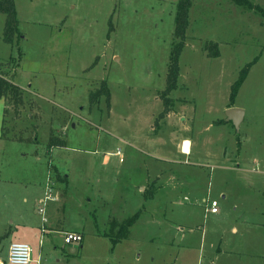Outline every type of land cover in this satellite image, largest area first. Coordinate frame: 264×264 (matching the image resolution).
<instances>
[{
	"label": "rangeland",
	"instance_id": "374dc122",
	"mask_svg": "<svg viewBox=\"0 0 264 264\" xmlns=\"http://www.w3.org/2000/svg\"><path fill=\"white\" fill-rule=\"evenodd\" d=\"M14 1L19 38L4 41L0 13V73L22 104L2 98L0 251L26 242L36 257L34 198L45 192L60 226L92 220L106 236L88 225L85 253L55 235L69 264H264L263 18L229 0H192L172 110L160 118L179 0ZM254 58L233 104L244 111L236 129L226 121L231 86ZM102 83L109 106L90 99ZM51 137L63 146L50 148ZM184 140L191 155L173 147ZM202 199L217 201V214ZM42 254V264L67 263Z\"/></svg>",
	"mask_w": 264,
	"mask_h": 264
},
{
	"label": "trees",
	"instance_id": "16d2710c",
	"mask_svg": "<svg viewBox=\"0 0 264 264\" xmlns=\"http://www.w3.org/2000/svg\"><path fill=\"white\" fill-rule=\"evenodd\" d=\"M230 2L245 8L250 12H254L258 14L264 20V8L260 7L257 4L251 3L250 0H229ZM192 7V0H179L175 9V29H174V38L176 39L173 44V48L171 50L170 56V64H169V73L167 76V87L162 94L164 111L160 115V118H163L169 112H171V100L167 97V95L172 92L177 87V82L179 78V58L181 55L182 48L184 47V43L186 40V30L189 26V10ZM0 13L5 15V26L3 32L4 41L7 44L12 45L16 38H19V34L17 33V13H16V5L14 0H0ZM213 52L210 54L211 57H218L219 51L217 44H212ZM211 51V50H210ZM257 58H254L252 62L248 63L245 67L242 68L238 79L231 86V94L229 98V106H233L238 91L247 78V75L250 71V68L256 62ZM11 96L13 102L16 105L22 104V93L20 92L19 87H17L13 82H11L5 75L0 73V99ZM102 96L106 97L107 106H109L110 100V91L106 87V83H102V86L99 90L95 91L90 95V99L96 100L100 99ZM218 123H225L224 120H219ZM64 142L55 140L51 137L49 141V147L53 146H63ZM140 216V211L134 214L133 216L127 218L122 225H120L118 234L123 237L127 233L128 229L133 226ZM46 225V224H45ZM113 247L116 243V240L111 239ZM117 244V243H116ZM112 247V249H113Z\"/></svg>",
	"mask_w": 264,
	"mask_h": 264
},
{
	"label": "crops",
	"instance_id": "0c3cea01",
	"mask_svg": "<svg viewBox=\"0 0 264 264\" xmlns=\"http://www.w3.org/2000/svg\"><path fill=\"white\" fill-rule=\"evenodd\" d=\"M1 102L3 103V101H2V99H1ZM240 108L241 109V107H238V106H235V105H233V106H229V104L227 105V108L226 109H230V108ZM0 111L2 112V114L0 113V115H1V117H3L4 118V114H5V112H4V103L3 104H1V109H0ZM3 118H2V121H1V123H3ZM243 118H244V116H243ZM243 121V119L240 121V123ZM231 123V122H230ZM240 123H239V125H240ZM1 128H2V126L0 125V142L2 143V139H3V137L1 136ZM147 137H145V141H146V144H149V143H156V145H163L164 143H162V144H160V142H158V141H164V137H162V138H160V137H158L157 139H154V138H152V139H146ZM184 141H187L188 143H189V141L188 140H184ZM183 141V142H184ZM183 142H182V144H181V142L180 141H176V142H174V144H173V147L176 149V151L177 152H179V150H181L182 149V146H183ZM189 151H190V153L189 154H185L182 150H181V152L180 153H182L184 156H186V155H191V150H192V145H191V143H189ZM187 153V152H186ZM108 154H110V152H108ZM118 154H120V153H118V152H116V153H114V155L115 156H117ZM254 162V164H256V163H258L257 162V160H254L253 161ZM43 196H45V192H44V195ZM60 196H61V199H63L65 196H64V194H60ZM42 197V196H41ZM40 197V195H39V193L36 195V197L34 198V204L36 205V206H38L39 205V200L40 199H42ZM202 200H204V199H202ZM204 202V201H203ZM54 204H58L57 202H53V204L51 203L50 204V207H49V210H48V212H47V214H46V212H45V217L47 216V222H46V225L44 226L45 227V233H42V231H41V227L43 226V223H41V218L39 219V221H38V223L39 224H35L36 225V227L35 228H38L39 230L35 233V237L33 238L34 240L35 239H38V241H39V248H40V250L38 251V253H37V255H36V257H35V253H34V251H33V249H32V259L34 260L31 264H42L43 263V261H44V258H42L43 256V254H42V252H44V250H45V253L46 254H52L51 256H48L50 259H53V257L57 260V261H59V262H61V260H63V259H65L66 261H67V263L66 264H69L70 263V260L71 259H69V258H71L72 256H73V254L71 255L70 253H68V252H65L64 251V253H62L63 254V259H60L61 257L58 255V253H59V251H58V248L56 247V245H55V235H62V238H63V234L65 233V232H75V233H77V234H79L81 237H82V241L79 243V247L81 248V250L82 251H84L85 253L87 252V251H89V249H88V245L85 243V239H86V235H85V228L89 225V227H90V229L92 230V232L94 233V234H96L97 236H102V237H105L106 238V236H103V235H101V234H97L96 233V230H97V227H96V225H99L100 226V222H98L96 225H95V222H93L92 220L90 221V222H83L81 225H79L80 226V228H77V229H72V228H68L69 226L67 225V224H65V222H64V226L62 227V226H60V221L58 222V220H57V218H56V214H55V209H54ZM78 208V211L80 212V213H83L85 216H83V220H85V219H90V217H89V214L87 213V211L86 210H84V209H82L83 207L82 206H78L77 207ZM46 209H47V207H46ZM82 209V210H81ZM84 211V212H83ZM212 215V214H211ZM136 224V223H135ZM134 224V225H135ZM29 226V225H28ZM132 227V226H131ZM130 227V228H131ZM35 228H33V227H31L30 226V230L32 231V232H35ZM72 229V230H71ZM34 230V231H33ZM119 230V229H118ZM233 231H235V230H233ZM41 237H42V239H41ZM123 239V238H122ZM40 240H42L43 241V243H41V241ZM53 242H52V241ZM62 241H63V239H62ZM50 242H52V243H50ZM26 243V242H25ZM28 244V243H27ZM48 244H50V247L52 248V249H54V251H50V249L49 248H47L46 246L48 245ZM86 244V245H85ZM72 244H70V246H71ZM118 244H116L114 247H113V249L112 250H114L115 249V247L117 246ZM8 248H9V246H8ZM8 248L7 249H2L1 251H0V257H6L7 256V252H8ZM63 248V247H62ZM42 254V255H41ZM100 252H98L97 253V255H93L94 257H93V259H95V258H97V259H100ZM101 260V259H100ZM64 261V260H63ZM46 262V261H45Z\"/></svg>",
	"mask_w": 264,
	"mask_h": 264
},
{
	"label": "built area",
	"instance_id": "2783aa9c",
	"mask_svg": "<svg viewBox=\"0 0 264 264\" xmlns=\"http://www.w3.org/2000/svg\"><path fill=\"white\" fill-rule=\"evenodd\" d=\"M48 194V193H47ZM46 195V194H45ZM50 197H45L39 200L38 211L41 213V223L43 226L41 227L42 233H45V224L47 219L45 217L47 203L50 202ZM205 204V213H209L212 215L217 214L218 212V202L210 201L208 199H204ZM42 239V237H41ZM43 243L42 240H40ZM63 241L66 245H70L72 243H80L82 241V237L75 232H65L63 234ZM34 260L32 259V248L29 244L25 242H16L11 243L7 256L0 257V264H31Z\"/></svg>",
	"mask_w": 264,
	"mask_h": 264
},
{
	"label": "water",
	"instance_id": "95a60500",
	"mask_svg": "<svg viewBox=\"0 0 264 264\" xmlns=\"http://www.w3.org/2000/svg\"><path fill=\"white\" fill-rule=\"evenodd\" d=\"M244 111L240 108H230L226 111V121L231 122L236 129H239V123L243 119Z\"/></svg>",
	"mask_w": 264,
	"mask_h": 264
},
{
	"label": "bare ground",
	"instance_id": "6f19581e",
	"mask_svg": "<svg viewBox=\"0 0 264 264\" xmlns=\"http://www.w3.org/2000/svg\"><path fill=\"white\" fill-rule=\"evenodd\" d=\"M189 143L187 142V141H184L183 142V150L185 151V152H188L189 151Z\"/></svg>",
	"mask_w": 264,
	"mask_h": 264
}]
</instances>
